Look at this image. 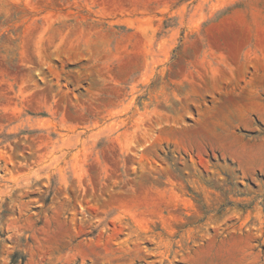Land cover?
I'll use <instances>...</instances> for the list:
<instances>
[{
  "label": "rangeland",
  "instance_id": "374dc122",
  "mask_svg": "<svg viewBox=\"0 0 264 264\" xmlns=\"http://www.w3.org/2000/svg\"><path fill=\"white\" fill-rule=\"evenodd\" d=\"M0 264H264V0H0Z\"/></svg>",
  "mask_w": 264,
  "mask_h": 264
}]
</instances>
